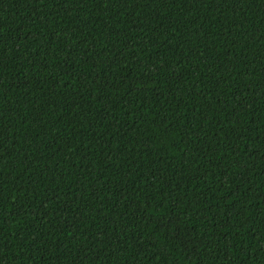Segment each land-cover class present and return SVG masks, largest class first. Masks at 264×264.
Segmentation results:
<instances>
[{
    "label": "trees",
    "instance_id": "16d2710c",
    "mask_svg": "<svg viewBox=\"0 0 264 264\" xmlns=\"http://www.w3.org/2000/svg\"><path fill=\"white\" fill-rule=\"evenodd\" d=\"M0 264H264V0H0Z\"/></svg>",
    "mask_w": 264,
    "mask_h": 264
}]
</instances>
